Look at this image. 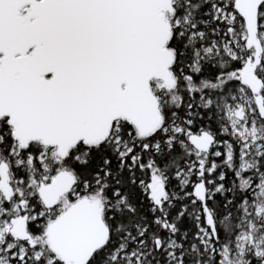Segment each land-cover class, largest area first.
I'll use <instances>...</instances> for the list:
<instances>
[{
	"label": "snow or ice",
	"instance_id": "obj_1",
	"mask_svg": "<svg viewBox=\"0 0 264 264\" xmlns=\"http://www.w3.org/2000/svg\"><path fill=\"white\" fill-rule=\"evenodd\" d=\"M0 264H264V0H0Z\"/></svg>",
	"mask_w": 264,
	"mask_h": 264
}]
</instances>
